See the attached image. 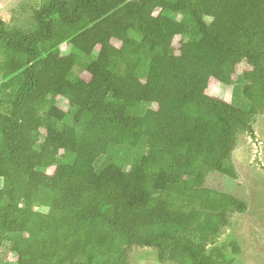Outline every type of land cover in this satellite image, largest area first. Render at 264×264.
<instances>
[{
    "label": "trees",
    "instance_id": "trees-1",
    "mask_svg": "<svg viewBox=\"0 0 264 264\" xmlns=\"http://www.w3.org/2000/svg\"><path fill=\"white\" fill-rule=\"evenodd\" d=\"M0 73V264H230L208 246L247 204L207 182L264 112V0H24Z\"/></svg>",
    "mask_w": 264,
    "mask_h": 264
},
{
    "label": "rangeland",
    "instance_id": "rangeland-1",
    "mask_svg": "<svg viewBox=\"0 0 264 264\" xmlns=\"http://www.w3.org/2000/svg\"><path fill=\"white\" fill-rule=\"evenodd\" d=\"M24 0H0V18L9 21L13 12ZM179 38L176 40V44ZM66 47L64 51H66ZM249 69L245 63L238 66L234 76L237 84L242 71ZM76 72L83 78L89 79L90 74L81 67ZM3 77L0 73V85ZM208 93L211 96L229 102L244 104L245 99L240 85L223 86L211 79ZM56 103L64 110L68 104L59 98ZM233 162L238 172L237 179H231L220 174L209 177L207 186L235 195L247 204L244 212H234L230 224L217 236L213 245L222 250L220 259H226L230 264H264V112L255 117L252 129L238 137L237 146L233 153ZM237 248V249H235ZM3 261H13L16 256L8 251L1 253ZM217 255V254H216ZM132 264H173L159 260L158 251L148 247L131 249Z\"/></svg>",
    "mask_w": 264,
    "mask_h": 264
}]
</instances>
